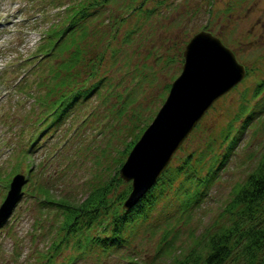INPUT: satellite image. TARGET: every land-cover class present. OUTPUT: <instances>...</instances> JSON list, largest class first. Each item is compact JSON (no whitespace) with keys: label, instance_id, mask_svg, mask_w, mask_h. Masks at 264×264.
<instances>
[{"label":"rangeland","instance_id":"374dc122","mask_svg":"<svg viewBox=\"0 0 264 264\" xmlns=\"http://www.w3.org/2000/svg\"><path fill=\"white\" fill-rule=\"evenodd\" d=\"M82 1L86 2L0 0V207L14 175L26 176L23 195L0 220V264H31L33 257L42 260L48 243L58 235L62 209L44 202V192L36 187L50 188L54 200L79 202L92 186L112 177L128 154L126 147L150 124L169 92L168 85L181 72L187 42L198 31L207 30L219 36L248 71L201 115L175 151L169 168L192 154L190 164L204 175L211 155L208 144L213 141L211 148L220 152L218 136L245 103L238 118L253 106L257 113L252 122L198 205L182 203L187 188L186 182L181 185L184 173L171 186L165 175L155 191L158 202L151 218L137 225L128 246L124 244L123 260L109 255L104 262L89 258L76 263L181 264L201 254L198 264H203L210 234L236 217L222 210L264 154V95H254L256 81L264 77V0H147L145 9L138 10L131 9L133 0L95 3L88 8L92 14L86 19L76 16V35L69 32L61 40L56 57L51 51L39 52V45L49 41V28L64 25L69 15L66 6ZM146 9L153 10L148 14ZM74 45L88 58L70 68L67 63L73 58ZM95 63L102 68L97 66L99 74L96 71L87 84L101 74L107 77L90 98L81 95L73 102L71 114L58 124L60 112L71 101L68 98L63 107L58 106L63 101L61 91L79 83L81 74L88 76L86 69L91 73L89 68ZM67 79L74 81L68 85ZM126 185L120 183L117 192ZM163 234L173 238V244L154 258Z\"/></svg>","mask_w":264,"mask_h":264},{"label":"trees","instance_id":"16d2710c","mask_svg":"<svg viewBox=\"0 0 264 264\" xmlns=\"http://www.w3.org/2000/svg\"><path fill=\"white\" fill-rule=\"evenodd\" d=\"M109 1L86 0V2L82 1L77 5L73 3L66 6V14L69 13V15H66V18H68L65 19L64 25L60 28H56L55 25L50 27L46 41L49 40L51 42L48 41V43L44 42L42 45H39L38 51H51V53H54V57H56L55 51L58 45H60L61 40L69 32L70 35H76L77 17L84 19L92 14L88 11V8L92 4H106ZM146 1L133 0L134 4L131 6V9L138 10L144 8L143 5ZM152 10L146 9L145 13L151 14ZM115 34H118V31L114 32L113 35ZM53 35L54 38L52 39ZM129 37L130 34L127 41ZM37 52L36 54H38ZM70 52H72L73 57L67 63V66L70 68L76 61L88 58L85 51H81L77 45H74ZM97 66L102 68L100 63H95L94 66L89 68L91 73L86 69L87 75L89 74L88 76L82 77L81 74L80 78L82 79H78L79 83L70 88H63V91H61L63 101L59 100L58 106L63 107V102L68 98L71 101L60 112L59 118L56 120L58 124L71 111L70 107L73 102L79 100L81 95H84L87 99L97 88V84L107 77L101 74L97 81L87 84L88 80L92 77L94 78L96 75ZM99 69L97 73L100 72ZM67 81L68 85H70L74 79H67ZM81 81L85 84L84 88ZM256 82L258 84L255 87L256 91L254 95L262 91L264 92V78ZM115 95L119 97V93ZM245 100H247V97H245ZM245 104L234 114V119L228 122L225 130L218 136L220 139V152H216L217 150L211 148L212 143L208 144L207 152L208 154L211 153V155L208 158L207 170L204 175L193 164H190L192 154H188L182 158V164L176 166L174 169L168 167L159 178L162 182L166 175L168 177V185L171 186L173 180H176L181 173H184V179L181 184L183 186L184 182L187 183V188L184 189L182 198L184 206H196L201 202L200 200L205 197L214 180L218 178L220 170L225 167L235 152L237 145H239L242 139L241 135L245 133L246 128L257 113V111H254V108L249 107L248 112L246 111L244 117L240 120L238 117L244 113ZM235 119H237L236 122H240L239 127H235ZM134 142L135 139H132L126 150L129 151ZM35 148V146H32V149ZM262 156L256 170L249 174L246 177V181L240 183L237 189L235 188V194L222 210L228 211L230 214L236 215V217L231 220L229 225H220L213 234H210L208 243H206L207 253H205L206 255L203 259L201 258L203 264H264V154ZM121 162L116 165V170L112 173V177L105 179L99 185L92 186L88 194L79 202L54 200L49 196L51 193L50 188L41 186V184L36 187V190L40 188L41 192H44L46 197L42 199L44 202L54 203L57 205V208L62 209V219L55 231L58 235L51 239L47 245V251L40 256L42 260L33 257L31 264H76L77 262H86V259L89 258L104 262L106 260L104 257L109 255L123 260L122 250L124 244V247L128 246L126 244L130 243L129 239L137 232V225L146 224L151 218L150 214L156 202H158V195L155 191L160 183L146 192L147 194L131 210L126 211L121 204L130 190V184L126 183L125 189L121 193L117 192L119 184L124 182L118 171ZM32 171L33 168L30 167L27 172L29 177H31ZM194 185H196L194 194L189 197V190ZM160 244L154 258H157L169 249L170 244H173V238L168 239L167 235L163 234ZM208 245L210 246L208 247ZM236 247L240 248V250L238 249L235 253L234 249ZM200 255L198 254L193 257L191 262H181V264H198ZM127 262H130V264H141L139 261Z\"/></svg>","mask_w":264,"mask_h":264},{"label":"water","instance_id":"95a60500","mask_svg":"<svg viewBox=\"0 0 264 264\" xmlns=\"http://www.w3.org/2000/svg\"><path fill=\"white\" fill-rule=\"evenodd\" d=\"M183 54L182 71L120 167L121 177L132 181L131 190L122 204L127 210L156 183L201 115L246 74L245 65L238 62L234 51L211 31L201 30L194 34ZM24 182L23 173L12 178L0 207V220L11 213L23 195Z\"/></svg>","mask_w":264,"mask_h":264}]
</instances>
